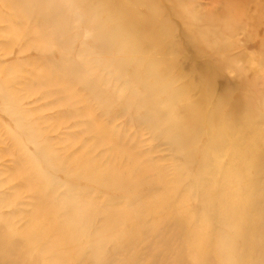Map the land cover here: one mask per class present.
Wrapping results in <instances>:
<instances>
[{
    "label": "rangeland",
    "instance_id": "1",
    "mask_svg": "<svg viewBox=\"0 0 264 264\" xmlns=\"http://www.w3.org/2000/svg\"><path fill=\"white\" fill-rule=\"evenodd\" d=\"M0 264H264V0H0Z\"/></svg>",
    "mask_w": 264,
    "mask_h": 264
}]
</instances>
